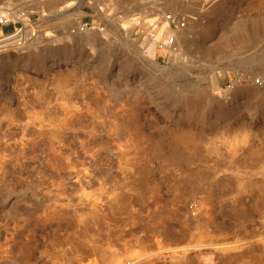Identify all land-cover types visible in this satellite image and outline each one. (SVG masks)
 I'll use <instances>...</instances> for the list:
<instances>
[{
	"label": "rangeland",
	"instance_id": "obj_1",
	"mask_svg": "<svg viewBox=\"0 0 264 264\" xmlns=\"http://www.w3.org/2000/svg\"><path fill=\"white\" fill-rule=\"evenodd\" d=\"M164 1L0 0V264H264V0Z\"/></svg>",
	"mask_w": 264,
	"mask_h": 264
},
{
	"label": "built area",
	"instance_id": "obj_2",
	"mask_svg": "<svg viewBox=\"0 0 264 264\" xmlns=\"http://www.w3.org/2000/svg\"><path fill=\"white\" fill-rule=\"evenodd\" d=\"M94 0H87L92 4ZM139 12L128 14V24L144 44L154 48V56L164 61H170L179 54L177 35L187 27V20L171 10L166 9L164 0H135ZM111 6V0H107ZM104 10L102 6L98 7ZM107 9V6H104ZM24 24L20 20L19 11L15 7L0 4V40L21 36ZM8 29V31H6ZM94 29L100 33L106 32V27L99 18L90 22L81 21L71 32H83Z\"/></svg>",
	"mask_w": 264,
	"mask_h": 264
},
{
	"label": "crops",
	"instance_id": "obj_3",
	"mask_svg": "<svg viewBox=\"0 0 264 264\" xmlns=\"http://www.w3.org/2000/svg\"><path fill=\"white\" fill-rule=\"evenodd\" d=\"M95 18V16H93V14L89 13V12H84L83 15H81V20L85 21V22H90Z\"/></svg>",
	"mask_w": 264,
	"mask_h": 264
},
{
	"label": "bare ground",
	"instance_id": "obj_4",
	"mask_svg": "<svg viewBox=\"0 0 264 264\" xmlns=\"http://www.w3.org/2000/svg\"><path fill=\"white\" fill-rule=\"evenodd\" d=\"M26 2H27V1H26ZM31 29H32V28H31ZM29 30H30V29H29ZM27 35H28V34H27ZM15 40H16V39H15ZM11 43H12V42H11ZM9 45H10V44H9ZM153 49H154V48L152 47V50H151V51H153Z\"/></svg>",
	"mask_w": 264,
	"mask_h": 264
},
{
	"label": "trees",
	"instance_id": "obj_5",
	"mask_svg": "<svg viewBox=\"0 0 264 264\" xmlns=\"http://www.w3.org/2000/svg\"><path fill=\"white\" fill-rule=\"evenodd\" d=\"M6 31H8V29H6Z\"/></svg>",
	"mask_w": 264,
	"mask_h": 264
}]
</instances>
